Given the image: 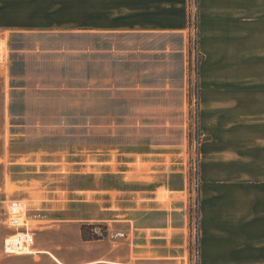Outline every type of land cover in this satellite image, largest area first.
I'll return each mask as SVG.
<instances>
[{
	"label": "rangeland",
	"instance_id": "obj_1",
	"mask_svg": "<svg viewBox=\"0 0 264 264\" xmlns=\"http://www.w3.org/2000/svg\"><path fill=\"white\" fill-rule=\"evenodd\" d=\"M72 3L17 0V17L30 22L33 10L38 22L71 24L85 18ZM47 4L65 7L49 13ZM184 13V26L171 31L0 32V200L24 219L7 226L36 232L40 247L80 264L91 259L81 228L94 225L101 240L129 238L136 264L138 225L154 233L170 222L159 255L185 262V243L172 239L184 218L193 264L202 150L212 139L236 147L225 135L241 149L243 130L264 138V126L239 125L256 117L243 92L256 85L247 40L204 23L201 0H185ZM120 214L128 221H116Z\"/></svg>",
	"mask_w": 264,
	"mask_h": 264
},
{
	"label": "crops",
	"instance_id": "obj_2",
	"mask_svg": "<svg viewBox=\"0 0 264 264\" xmlns=\"http://www.w3.org/2000/svg\"><path fill=\"white\" fill-rule=\"evenodd\" d=\"M184 1L73 0L74 12H83L85 18L75 17L71 24V21H62L52 25L49 19L34 20L32 17L36 12L33 10L26 12L31 17L28 21H33L30 24L25 18L17 17V0H0V32L23 29H78L99 33L171 31L185 24ZM240 3L243 10L237 15V0H201V18L214 30L232 31L234 35L241 32L240 37L247 40L253 61L251 78L256 85L247 91L245 88L242 90L248 95L246 98L252 99L247 103L253 105L256 117L240 120L239 125L259 127L264 126V0H241ZM63 7V4H47L46 9L54 13ZM245 41L243 47H248ZM224 126H237V120L225 122ZM224 137L235 142L236 147L212 139L202 150L199 264H264V148L259 144L264 143V138L243 130L239 140L242 147L237 149V136L235 140L229 135ZM9 204L7 200H0V209L6 211L5 218L0 217V264H71L67 263L61 249L55 252L40 247L36 232L7 226ZM119 216L120 220L116 221H128L124 214ZM113 219V215L111 219L107 218ZM23 220L21 217L20 223ZM185 221L183 218L176 227L177 235L171 236L178 239L180 235L185 243L182 253L185 262L167 261L166 257L159 255L157 240L169 238L167 230L170 227L174 229L170 222L166 228L154 229V233L146 229V225L138 223L136 264H187L190 231ZM128 239L124 237L123 242L117 245V241L110 239L84 241L82 238L81 247L91 250V259L80 264H135L130 252L135 244L128 243ZM151 239L154 240L153 245ZM147 252H154L156 256L146 257ZM44 258L53 262H44Z\"/></svg>",
	"mask_w": 264,
	"mask_h": 264
},
{
	"label": "built area",
	"instance_id": "obj_3",
	"mask_svg": "<svg viewBox=\"0 0 264 264\" xmlns=\"http://www.w3.org/2000/svg\"><path fill=\"white\" fill-rule=\"evenodd\" d=\"M19 206L17 207V205H11V208L8 210V214H9V222L10 224L13 226V227H18L21 225L20 223V220H21V214H22V211H20L19 209ZM199 224H200V221H199ZM199 224H198V227H199ZM198 258H199V250L198 249H195L194 252H193V264H197V261H198Z\"/></svg>",
	"mask_w": 264,
	"mask_h": 264
},
{
	"label": "trees",
	"instance_id": "obj_4",
	"mask_svg": "<svg viewBox=\"0 0 264 264\" xmlns=\"http://www.w3.org/2000/svg\"><path fill=\"white\" fill-rule=\"evenodd\" d=\"M96 228L94 225H83L81 228L82 238L84 241L101 240L102 238L93 231Z\"/></svg>",
	"mask_w": 264,
	"mask_h": 264
}]
</instances>
